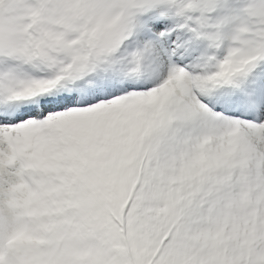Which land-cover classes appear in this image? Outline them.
<instances>
[{"label": "snow or ice", "instance_id": "snow-or-ice-1", "mask_svg": "<svg viewBox=\"0 0 264 264\" xmlns=\"http://www.w3.org/2000/svg\"><path fill=\"white\" fill-rule=\"evenodd\" d=\"M0 264H264V0H0Z\"/></svg>", "mask_w": 264, "mask_h": 264}]
</instances>
